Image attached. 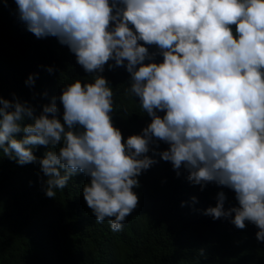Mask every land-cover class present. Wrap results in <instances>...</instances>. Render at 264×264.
Segmentation results:
<instances>
[{"label": "clouds", "instance_id": "clouds-1", "mask_svg": "<svg viewBox=\"0 0 264 264\" xmlns=\"http://www.w3.org/2000/svg\"><path fill=\"white\" fill-rule=\"evenodd\" d=\"M15 3L28 31L38 39L56 37L95 75L66 85L39 114L15 94L11 100L0 96V155L19 165L41 157L49 198L78 174L76 199L84 197L96 225L112 236L151 220L161 207L168 217L181 206L161 189L143 197L138 189L142 173L152 185L162 184L171 163L177 175L187 170L194 185L214 182L232 189L238 206L225 209L221 191L204 214L229 218L237 229L252 223L264 242V0ZM146 45L155 47L150 52ZM105 65L127 70L129 81L121 72L125 95L137 98L151 117L126 140L110 115L114 93L100 75ZM25 83L33 86L35 76ZM120 105V115L132 113L128 104ZM133 259L142 257L119 251L110 262Z\"/></svg>", "mask_w": 264, "mask_h": 264}, {"label": "trees", "instance_id": "trees-1", "mask_svg": "<svg viewBox=\"0 0 264 264\" xmlns=\"http://www.w3.org/2000/svg\"><path fill=\"white\" fill-rule=\"evenodd\" d=\"M147 47L152 52L155 46ZM49 67L52 73L47 71ZM119 68L117 72L105 65L100 75L112 88L114 111L110 115L126 140L141 133L151 117L143 112L137 98L125 95L123 70L125 81L130 74ZM30 74L35 76L31 87L25 83ZM93 75L84 71L56 37L38 39L28 31L18 18L15 0H0V96L11 100L15 94L39 114L66 85L81 77V81H91ZM121 103L128 104L132 113L120 115ZM57 106L63 122L59 99ZM33 152L40 156L36 148ZM39 158L19 165L0 155V264H111L110 257L119 251L142 257L130 264H264V242L257 240L254 224L246 222L244 229H237L229 218L213 219L204 214L209 206H215L221 191L226 195L225 209L238 206L232 189L214 182L203 188L194 185L187 179V170L181 168L177 175L171 163L162 184L152 185L148 175L142 173L137 178L142 197L149 190L161 189L168 200L181 206L168 217L167 208L161 207L151 220L130 225L124 235L116 232L112 236L96 225L84 197L76 199L79 188H74V181L78 174L64 189H56L55 198L45 195Z\"/></svg>", "mask_w": 264, "mask_h": 264}]
</instances>
